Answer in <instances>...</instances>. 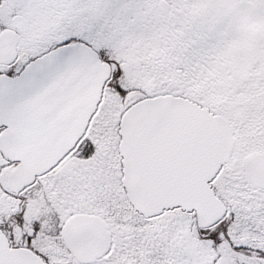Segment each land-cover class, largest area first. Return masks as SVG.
Returning <instances> with one entry per match:
<instances>
[{
    "label": "snow or ice",
    "instance_id": "obj_1",
    "mask_svg": "<svg viewBox=\"0 0 264 264\" xmlns=\"http://www.w3.org/2000/svg\"><path fill=\"white\" fill-rule=\"evenodd\" d=\"M0 264H264V0H0Z\"/></svg>",
    "mask_w": 264,
    "mask_h": 264
}]
</instances>
